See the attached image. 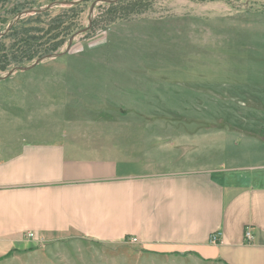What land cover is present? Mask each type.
<instances>
[{"label": "rangeland", "instance_id": "rangeland-1", "mask_svg": "<svg viewBox=\"0 0 264 264\" xmlns=\"http://www.w3.org/2000/svg\"><path fill=\"white\" fill-rule=\"evenodd\" d=\"M25 1L29 8L21 12L46 8L57 0H0V33L13 24L0 38L20 20L39 16L40 12H32L17 19L21 13L17 3ZM92 2L82 13L66 14L73 25L62 43L56 44L55 39L62 36V24L49 23L69 6H55L36 18L45 26L50 43L39 46L21 64L0 67V75L65 51L70 37L88 25ZM123 2L124 15L118 11L112 22L107 20L109 5H98L96 27L78 35L67 54L18 71L31 76L36 88L46 94L47 101H39L33 120L38 137L49 135L55 141L63 131L73 144L166 168H204L212 163L211 150L207 158V148L212 147L215 161L231 165L253 166L264 158L259 145L251 144L250 151V147L237 148L234 141L220 140L222 131H236L237 120L245 124V113L264 102V0ZM12 42V36L0 39V49ZM259 112L264 118V109ZM238 113L244 117L239 119ZM245 126L247 132L252 128ZM212 133L213 142L209 141ZM0 264L223 263L188 251L161 252L129 240L76 236L28 240L0 257Z\"/></svg>", "mask_w": 264, "mask_h": 264}, {"label": "crops", "instance_id": "crops-1", "mask_svg": "<svg viewBox=\"0 0 264 264\" xmlns=\"http://www.w3.org/2000/svg\"><path fill=\"white\" fill-rule=\"evenodd\" d=\"M18 73L0 80V257L28 242L26 232L36 231L47 238L136 237L137 244L161 252L264 264V158L253 166L231 165L215 161L212 147L207 148L212 163L204 168H166L73 144L63 131L55 141L38 137L33 120L46 94L31 76ZM262 109L264 102L245 113L249 133L237 120L238 129L222 131L220 140L250 151L259 145L264 155ZM247 169L259 171L243 173ZM214 232L221 235L217 244L210 242Z\"/></svg>", "mask_w": 264, "mask_h": 264}, {"label": "trees", "instance_id": "trees-1", "mask_svg": "<svg viewBox=\"0 0 264 264\" xmlns=\"http://www.w3.org/2000/svg\"><path fill=\"white\" fill-rule=\"evenodd\" d=\"M91 0H86L85 2L79 3L75 6H69L66 12H62L57 14L56 16L50 19L49 24H55L56 26H60L62 24L61 34L62 36H56L55 39H58L57 43H62L63 40L67 37L68 32L73 25L72 22L69 23L70 16H66V14L75 15L78 13H82L86 8V5ZM124 3L121 1L117 5H112L114 7H122ZM31 6V5H30ZM29 8L27 1L18 2L17 3V12H21ZM49 13V10L46 12H41L39 16L36 18L46 15ZM38 15V14H37ZM31 17H34L31 16ZM35 18V19H36ZM34 18H24L20 20L16 26L12 28V30L4 37L0 39H4L7 37H11L13 39L12 44L8 48L0 49V67H7L10 65L21 64L24 61L28 60L32 57L34 51L38 49V47L46 46L49 42L47 38V31L45 26L40 25L42 21H35ZM64 23H69L68 25H64ZM67 33V34H65ZM53 43V42H52ZM49 48V47H46ZM51 49V48H50Z\"/></svg>", "mask_w": 264, "mask_h": 264}, {"label": "water", "instance_id": "water-1", "mask_svg": "<svg viewBox=\"0 0 264 264\" xmlns=\"http://www.w3.org/2000/svg\"><path fill=\"white\" fill-rule=\"evenodd\" d=\"M81 1L83 0H57V1H54L52 3H50L46 8H40V9H36V10H28V11H25V12H21L19 13L17 19H21L23 16H25L27 13H32V12H44L50 8H53L55 6H59V5H64V6H75L77 4H79ZM106 2H113L114 0H104ZM96 2L92 4V7H91V14H90V17H89V25L79 31H77L75 34H73L70 39H69V44H68V47L65 51L63 52H57V53H50V54H47L41 58H38L32 65L30 66H16L15 68L11 69L6 75L4 76H1L0 75V80L2 79H5V78H8L10 77L11 75H13L14 73L20 71V70H29V69H32L34 68L36 65L40 64L42 61L46 60V59H50V58H56V57H60V56H63L65 54H67L68 52H70L71 48H72V45H73V42H74V39L80 35V34H83L85 33L91 26L92 24V14H93V10H94V6H95ZM17 21V20H15ZM15 23V22H14ZM13 26V24H10L8 26V30L11 29V27ZM7 31H4V32H1L0 33V36L2 35H5Z\"/></svg>", "mask_w": 264, "mask_h": 264}, {"label": "flooded vegetation", "instance_id": "flooded-vegetation-1", "mask_svg": "<svg viewBox=\"0 0 264 264\" xmlns=\"http://www.w3.org/2000/svg\"><path fill=\"white\" fill-rule=\"evenodd\" d=\"M85 1L86 0H83L80 3L85 2ZM91 1H93V2L91 3V6H90L89 17H90V14H91L92 4L95 3V2H96V4L94 6V10H93V14H92V24H91L90 28L85 33H88L89 31H92V29H94V27H96L95 24H97L98 20L94 19V13H95V9L97 8L98 5L103 4V3L109 5L108 6V11H107V14L109 15V18L107 20H109L110 22H112L116 18L117 14H119V13H117L118 11L121 12L123 15H124V12L126 11L124 9V6H122V7H114V6H112V5H117L121 1L123 2L124 0H114L113 2H106L104 0H91ZM89 17H88V21H89ZM99 17H101V16H99ZM88 25H89V23H88ZM87 26H85V27H87ZM85 33H83V34H85Z\"/></svg>", "mask_w": 264, "mask_h": 264}, {"label": "built area", "instance_id": "built-area-1", "mask_svg": "<svg viewBox=\"0 0 264 264\" xmlns=\"http://www.w3.org/2000/svg\"><path fill=\"white\" fill-rule=\"evenodd\" d=\"M25 238L27 240H41L44 238L42 234H39L36 231H28L26 232ZM245 238L247 241H251L253 239V231L250 228H247L245 233ZM129 242L137 243L138 239L136 237H132L129 239ZM210 242L213 244H217L221 242V235L219 232H214L210 236Z\"/></svg>", "mask_w": 264, "mask_h": 264}]
</instances>
